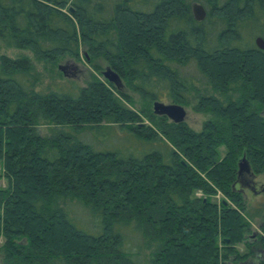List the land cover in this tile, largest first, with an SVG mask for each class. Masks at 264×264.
Listing matches in <instances>:
<instances>
[{
  "label": "trees",
  "instance_id": "obj_1",
  "mask_svg": "<svg viewBox=\"0 0 264 264\" xmlns=\"http://www.w3.org/2000/svg\"><path fill=\"white\" fill-rule=\"evenodd\" d=\"M259 35L264 0H0V46L30 50L53 80L38 89L30 57L0 55V264H242L257 249L264 264V205L248 206L237 172L245 155L264 173ZM81 46L90 79L53 87L58 61L81 59ZM189 63L218 95L186 83ZM160 85L181 105L196 91L193 109L210 115L199 130L153 112ZM40 124L60 128L42 135ZM111 125L144 150L96 148ZM73 203L92 228L70 216Z\"/></svg>",
  "mask_w": 264,
  "mask_h": 264
},
{
  "label": "rangeland",
  "instance_id": "obj_2",
  "mask_svg": "<svg viewBox=\"0 0 264 264\" xmlns=\"http://www.w3.org/2000/svg\"><path fill=\"white\" fill-rule=\"evenodd\" d=\"M195 2V1H192ZM199 3V2H197ZM200 4V3H199ZM204 8V7H203ZM205 9V8H204ZM83 52L87 54L85 47L81 46V53H82V58L79 60H75L73 58H64L58 61L55 70L59 71L63 77H56L54 78V83H52V86L54 87V84L56 83V86L58 85H65L69 86L72 85V83H76L77 85H85V82L88 81L91 77V74L94 73L93 66L88 63L86 58L83 55ZM5 54L11 57H19L22 55H26L31 58L32 62L35 64L36 69L39 71V73L42 74V82L41 84L37 87L38 89L45 90V87H47L49 82H53V80L49 77V71L51 69H45V66L43 62L37 60L33 54L31 53L30 50L28 49H19L17 47H7V46H0V55ZM88 55V54H87ZM89 58V55L87 56ZM87 58V59H88ZM97 64L100 66V76L103 77L102 71L109 66V64L102 58H98ZM59 65H64L66 66V74L64 75L63 72L59 69ZM180 72L181 75L184 77L186 80V83H190L194 89L200 90L201 93L203 94H215V93L206 83L205 78L199 73L197 68L193 63H189L184 67H180ZM122 81V86L123 90L125 92H128L130 95H132L135 105L137 107H140L142 105V98L138 93L133 92L131 89H129L121 77ZM159 94L156 100L164 102V103H175L172 101V98L167 94L166 90L162 89V86L160 85L159 87ZM156 88V89H157ZM187 100L189 101V104L183 105L184 108L186 109V116L184 121L193 129L199 130L202 127L203 122L210 116L207 113H203L200 111H196L193 109V105L196 104L197 102V94L196 91H191L187 93ZM153 101L150 103V108L153 109L152 107ZM262 115H264V111H262ZM141 123H146L148 124V120L146 118H143ZM60 127H55L53 125H47V124H40L37 127V130L40 134L42 135H51L55 130H57ZM88 135H91L88 132ZM105 138V139H104ZM101 139V140H100ZM99 149L103 148H113L116 146L120 145H126L125 147L133 148L134 150H138L137 152H140L141 150H144L146 144H143L141 140H138L135 138V136L129 132L128 130L118 126V125H111V127L108 130V135L107 138L104 136L103 138L97 139V143L93 142ZM127 148V149H129ZM147 148V147H146ZM224 147H221V152L223 153ZM239 180H242L244 183L241 185V189L243 190V194L245 197V200L248 203V206L250 208L261 205H264V173H259L256 174L253 172V174H249L246 172H243L239 175ZM6 184L5 179L1 178L0 180V186H4ZM250 185V186H248ZM253 188L252 189L249 188ZM215 199L218 200V197ZM74 204V203H73ZM72 205V204H70ZM72 206V209H69V214L70 216L74 217L76 222L81 223L85 228H92V223L91 220L92 215L88 210H85L84 208H79ZM80 209V210H78ZM84 219V220H83ZM86 220V221H85ZM259 222L260 219L256 218L253 223H252V231L255 232H260L259 230ZM131 239H135V237H131ZM3 242V238L0 237V245ZM130 246V244H128ZM132 250L138 251V246L136 243H132ZM238 250L240 253L245 252L246 247L243 243H240L237 245ZM152 249L150 248L149 250L146 251H151ZM261 250L257 249L256 254L253 256H250L246 261H244V264H255L256 260L258 258V255L260 254ZM148 254V253H146ZM148 258V256L146 255ZM1 253H0V263H1Z\"/></svg>",
  "mask_w": 264,
  "mask_h": 264
},
{
  "label": "water",
  "instance_id": "obj_3",
  "mask_svg": "<svg viewBox=\"0 0 264 264\" xmlns=\"http://www.w3.org/2000/svg\"><path fill=\"white\" fill-rule=\"evenodd\" d=\"M69 10L71 12L74 11V8L72 6L69 7ZM192 12L194 15V18L198 21L203 20L205 18L206 12L203 6L197 2H194L192 4ZM255 43L258 48L264 49V38L262 36H256ZM59 69L63 72L64 75L66 74V66L59 65ZM102 75L110 82L115 84L118 88L121 87L122 81L119 74L113 70L110 66H107L103 71ZM153 112L158 115H165L167 116L171 121L179 123L184 121L186 116V109L183 105L178 103H164L158 100L153 101ZM144 125V124H143ZM238 175H240L243 172L253 174V171L251 170V166L245 155L241 157V159L238 161V169H237ZM228 241V239H226Z\"/></svg>",
  "mask_w": 264,
  "mask_h": 264
},
{
  "label": "flooded vegetation",
  "instance_id": "obj_4",
  "mask_svg": "<svg viewBox=\"0 0 264 264\" xmlns=\"http://www.w3.org/2000/svg\"><path fill=\"white\" fill-rule=\"evenodd\" d=\"M120 89H123V86L121 85V87H120ZM240 182V184L242 185L244 182L242 181V180H239ZM248 186H250V185H248ZM249 188V187H248ZM249 189H252L253 191H254V189L253 188H249ZM242 264H244V263H242Z\"/></svg>",
  "mask_w": 264,
  "mask_h": 264
}]
</instances>
